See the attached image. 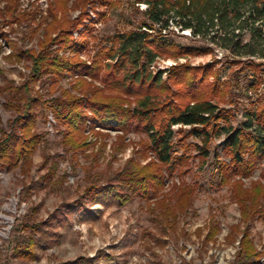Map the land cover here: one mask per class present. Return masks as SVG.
Listing matches in <instances>:
<instances>
[{
  "label": "rangeland",
  "instance_id": "1",
  "mask_svg": "<svg viewBox=\"0 0 264 264\" xmlns=\"http://www.w3.org/2000/svg\"><path fill=\"white\" fill-rule=\"evenodd\" d=\"M151 1L154 0H0V11L4 12L0 18L2 129H7L14 114L5 107L12 95L7 88L21 86L29 75L30 61L26 53H37L40 43L54 40L61 30H69L70 38L85 42L86 47L75 53L68 46L50 44L49 50L54 56L78 61L87 67L99 56L104 69L94 80L86 75L67 74L56 85L43 77L29 84L30 96L48 103L62 98L65 92L81 97L83 89L90 98L98 93L97 99L101 101L113 100L125 109L135 108L140 97L110 91L102 83L106 65L115 61L100 55L111 48L115 35L138 29L145 31L143 24H152L146 14ZM163 27L164 23L152 25V30H148L151 41L162 37L170 44L167 51L159 53L148 71L151 75L160 73L162 85L173 92L175 102L209 100L222 112H228L229 125L233 128L239 127L247 111L257 113L264 109L263 59L235 56L221 47L223 42H217L218 38L217 43L212 42L210 37L214 34L218 33L217 37L224 34L219 25L207 28L208 33L198 36L181 30L174 20L168 22L166 29ZM261 38L264 39V32ZM247 42L249 36L244 32L240 44ZM182 47L208 51L180 54ZM178 67L190 68L200 78L196 97L186 94L188 86L182 81L172 79L171 71ZM126 68L131 69L129 64ZM160 99L152 102L158 104ZM34 112L36 124L30 134L42 137L31 162L22 165V171L19 168L0 171V264H232L243 230L264 263V219L255 216L242 221L240 207L232 194L235 184H240L243 190H253L255 183L264 187V171L256 164L250 176L243 178L233 169L226 168L225 172L218 167V163H225L229 168L232 165L229 154L222 150L223 134L211 137L210 153L203 163L199 151L204 145L202 138L187 136V126H173V151L183 162L173 176L166 170L161 171L163 184L158 196L148 202L135 198L124 206L105 207L87 203L86 188L105 186L130 161L145 168L144 173L160 166L154 155L144 149L145 134L96 127L87 121L81 135V150L68 142L77 134L63 138L66 130L51 109L38 107ZM86 114L90 116L88 110ZM214 152L219 156L216 162ZM224 172L227 180L221 177ZM174 185L194 186L192 207L187 214L177 217L175 225H170L168 219H163L162 224L155 222L154 216L161 219L164 215L157 214L158 211L153 215L150 207ZM82 197L83 207L65 217L56 214L52 219L61 206ZM23 221L47 222V233L39 235L42 248L34 249L33 260L23 261L12 256L15 243L27 238L19 230ZM212 228L216 230L214 233ZM210 229L213 239L205 242L203 239Z\"/></svg>",
  "mask_w": 264,
  "mask_h": 264
},
{
  "label": "trees",
  "instance_id": "2",
  "mask_svg": "<svg viewBox=\"0 0 264 264\" xmlns=\"http://www.w3.org/2000/svg\"><path fill=\"white\" fill-rule=\"evenodd\" d=\"M170 2L171 0L149 2L146 14L152 24H143L147 31L138 29L115 35L111 48L100 55L115 61L106 65L105 75L101 78L102 83L110 91H122L128 96L140 97L133 109H125L113 100L101 101L97 99L98 93H94L90 98L87 96L88 92L83 89L81 97L70 96L65 92L62 98L51 99L48 103L38 97L30 96L29 84H34L43 77H47L51 85H56L67 74L86 75L94 80L104 69L99 56L92 66L87 67L81 62L59 59L53 55L49 50L50 44L68 46L75 53H80L86 47L85 42L73 41L69 30H61L54 40L40 43L37 53L27 52L30 61L27 81L19 87L7 88L12 95L9 96L5 107L11 109L14 114L8 121L6 130L2 129L0 124V171H12L16 168L22 171L21 166L31 162L30 158L42 137L39 134H30L35 128L37 118L34 109L38 107L49 108L54 112L57 121L66 130L64 139L72 136V133L78 135L70 137L68 141L72 143L73 148L82 147L81 135L87 121L96 127L145 134L144 149L154 155L160 166H155V171L151 173H144L145 168H139L136 163L130 161L122 170L115 173L105 186L86 188L84 196L90 204L100 203L105 207L124 206L135 198L141 202L156 198L163 184L161 171L166 170L169 176H173L183 162V158L173 151L172 127L176 125L189 127L187 136L202 138L204 145L199 151L201 159H204L203 163L210 153L208 146L211 137L217 138L223 134L225 139L222 150L229 154L232 165L229 168L225 163H218V167L221 166L225 172L227 169H233L236 171L235 174L243 178L250 176L256 164L261 165L264 171V109L257 113L247 111L239 127L233 128L229 125L231 116L228 112H222L209 100L188 99L184 104L175 102L173 92L162 85L160 73L151 75L148 71V67L159 53L167 51L170 47L162 37L151 41L148 30H152V25L162 23H164L163 29H166L170 20H174L181 30H189L194 36L205 35L208 33L207 28L211 29L219 25L224 34L217 37L218 33L215 31L213 38L210 37L212 42L222 41L221 47L228 49L235 56L264 60V39L261 38V33L264 32V0H175L169 6ZM2 12L0 11V18L1 15L4 16ZM244 32L248 34L249 42L241 45ZM46 38L47 36L44 38L45 41ZM204 51L208 50L182 47L180 54H199ZM128 64L130 70L126 68ZM171 72L172 79L178 78L188 86L187 93L185 91L188 96L191 98L197 96L201 86L200 78L195 76L190 68L178 67ZM161 95L165 97L160 99ZM155 98L160 99V103L152 102ZM87 110L90 116L86 114ZM221 123H225V126ZM214 158L215 162L219 158L215 152ZM225 172L221 177L227 180ZM253 187V190H243L240 184H235L232 188L233 197L240 207L242 221L255 216L257 219H264V200L260 201L264 199V187L259 183H255ZM193 196L194 186L174 185L172 190L161 199H156L154 206L150 207V213L153 215L155 211H158L159 215L162 213L164 215L161 219L160 216H154V221L158 220L162 224L163 219L164 221L168 219L170 225H175L174 222L179 215L189 212L194 202ZM83 199L84 197L64 204L52 215V219L56 214L65 217L76 208L83 207ZM21 224L19 230L25 233L27 238L15 243L12 256L23 261L33 260L36 257L34 249L42 248L39 235L47 233L45 230L47 222L30 224L23 221ZM213 231L216 230L212 228ZM212 232L210 229L203 241L212 240ZM252 244L246 230H243L232 264H264L261 262V254Z\"/></svg>",
  "mask_w": 264,
  "mask_h": 264
}]
</instances>
